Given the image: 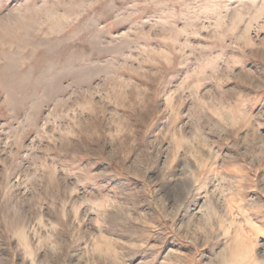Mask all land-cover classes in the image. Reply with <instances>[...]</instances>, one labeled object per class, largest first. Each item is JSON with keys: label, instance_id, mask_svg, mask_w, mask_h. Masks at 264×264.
I'll use <instances>...</instances> for the list:
<instances>
[{"label": "rangeland", "instance_id": "rangeland-1", "mask_svg": "<svg viewBox=\"0 0 264 264\" xmlns=\"http://www.w3.org/2000/svg\"><path fill=\"white\" fill-rule=\"evenodd\" d=\"M0 264H264V0H0Z\"/></svg>", "mask_w": 264, "mask_h": 264}]
</instances>
